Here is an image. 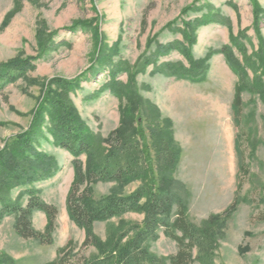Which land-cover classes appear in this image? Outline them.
I'll return each instance as SVG.
<instances>
[{
	"label": "rangeland",
	"instance_id": "rangeland-1",
	"mask_svg": "<svg viewBox=\"0 0 264 264\" xmlns=\"http://www.w3.org/2000/svg\"><path fill=\"white\" fill-rule=\"evenodd\" d=\"M15 4L16 0H0V64L37 58L48 45L53 51L33 61L34 71L0 91V153L34 122L50 80L76 79L78 86L65 99L87 131L106 139L120 127L122 116L123 130L143 132L148 153L142 159L150 162L144 181L120 188L91 185L95 200L113 192L128 196L146 184L156 191L161 181L170 179L190 224L202 236L189 264H264V87L255 93L242 91L237 118L232 97L238 78L219 52L225 47L231 50L246 86L254 89L260 81L264 86V0H21L19 11L11 15ZM205 16L220 22L194 27L192 58L201 61L211 56L204 79L195 83L155 73L153 61L157 66L180 62L188 67L176 52L157 58L155 54L158 47L173 42L186 45L183 36L172 30H185L184 23ZM75 22L91 24L101 48L117 46L118 53L104 64L95 62L94 36L83 29L69 30ZM39 34L44 44L39 45ZM118 68L123 72L114 80L127 93L121 101L109 90L99 91ZM44 121V136L36 147L55 160L58 171L35 188L41 200L55 209L53 230L50 237L43 235V243L24 240L15 234L13 218H4L0 264H47L67 243L65 262L89 261L100 256L94 242L108 244L119 230L142 226L145 220L142 213H130L94 224L85 245L87 233L66 213L72 158L52 145L45 133L49 124L45 115ZM31 221L34 230L44 234V215L33 213ZM147 245L158 259L177 252V244L161 230Z\"/></svg>",
	"mask_w": 264,
	"mask_h": 264
},
{
	"label": "trees",
	"instance_id": "trees-1",
	"mask_svg": "<svg viewBox=\"0 0 264 264\" xmlns=\"http://www.w3.org/2000/svg\"><path fill=\"white\" fill-rule=\"evenodd\" d=\"M20 1L16 0V9L11 15L19 11ZM189 9L193 10V7ZM201 20L184 23L185 30H172L183 36L186 45H184L185 42L182 44L173 42L165 47H158L155 54L157 58L176 52L187 61L188 67L180 62H168L157 66V62L153 61L151 64L155 73L195 83L204 79L206 62L211 56L208 55L201 61L192 58L191 47L195 43L194 27L201 23L206 25L220 21L211 16H205ZM90 25L75 22L69 30L83 29L91 33L98 51L95 62L104 64L107 59L118 53V47L114 46L107 51L101 48L98 34L91 29ZM38 37L39 45L44 44L45 38L40 34ZM51 47L48 45L41 48V53L34 59L15 58L10 62L0 64V91L25 77L28 71H34L33 61L53 51ZM219 52L231 72L238 78L232 97V110L233 114L239 118L242 91L248 89L251 93H255L258 88L264 86L261 81L254 89L246 86L241 73L243 69L231 58V50L225 47ZM122 72V68L112 70V80L105 83L99 91L109 90L112 96L114 95L119 101L123 100L127 93L114 80L116 75ZM261 77H264V74ZM77 86L76 79L67 81L57 77L50 80L36 109L34 122L26 132L18 135L1 150L0 225L4 218L12 217L15 234L24 240L34 239L43 243L45 242L43 235L48 237L51 235L55 221V209L41 200L40 192L35 188V185L52 179L58 171V164L55 160L36 147L38 139L44 136L42 126L45 123V115L49 121L48 126L45 127V133L50 136L52 145L62 149L72 158L73 180L65 200L66 213L73 225L87 233L84 244L88 245L91 239L89 231L94 224L109 222L130 213H142L145 217L142 226L131 225L122 232L119 230L108 244L94 242V247L96 246L100 251V256L89 261H76L75 264H189L193 250L201 246L202 236L200 231L190 224L181 196L170 188V179L161 181L156 191H153L151 184H146L128 196L113 192L98 200L92 197L90 188L93 184L107 183L112 184L114 188H120L135 181H144L148 175L150 162L148 159H142L143 155L147 156L148 153L147 147L144 146L143 132L139 129L123 130L126 126L122 116L120 127L111 132L106 139H99L87 131L75 108L65 99V94ZM262 94L264 96V93ZM81 158H84L83 162ZM239 171L243 172L244 167L240 166ZM240 188L241 186L237 185V191ZM13 196L16 197L13 199ZM142 201L145 203L143 207L141 206ZM230 210L232 207L229 212ZM36 212L43 214L47 220L44 234L36 232L32 226L31 217ZM159 230L177 244V252L174 256L158 259L149 253L147 243L156 240ZM68 245L70 243L60 248L55 259L47 264H69L62 259Z\"/></svg>",
	"mask_w": 264,
	"mask_h": 264
}]
</instances>
